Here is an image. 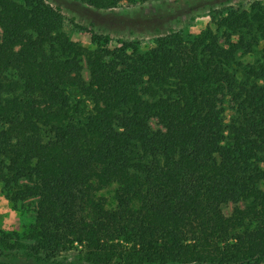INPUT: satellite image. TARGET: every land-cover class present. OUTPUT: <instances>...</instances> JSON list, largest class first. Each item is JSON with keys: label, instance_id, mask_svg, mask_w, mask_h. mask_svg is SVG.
<instances>
[{"label": "trees", "instance_id": "trees-1", "mask_svg": "<svg viewBox=\"0 0 264 264\" xmlns=\"http://www.w3.org/2000/svg\"><path fill=\"white\" fill-rule=\"evenodd\" d=\"M215 14L201 37L87 49L43 0H0V184L34 205L1 253L264 264V3Z\"/></svg>", "mask_w": 264, "mask_h": 264}, {"label": "rangeland", "instance_id": "rangeland-1", "mask_svg": "<svg viewBox=\"0 0 264 264\" xmlns=\"http://www.w3.org/2000/svg\"><path fill=\"white\" fill-rule=\"evenodd\" d=\"M60 11L64 18V31L69 39L84 48L92 49L91 38H107L110 50L120 47L123 41L137 43L141 50L150 47L153 40L169 32L183 33L188 37H201L211 25L215 12L226 13L229 8L248 10L255 2L264 0H136L111 9H95L80 0H43ZM87 71L84 77L87 78ZM264 191V182L260 184ZM231 206L225 212H230ZM34 205L11 204L0 184V231L24 235L33 223ZM27 241L11 251L1 253L0 264H86L78 251L61 253L54 261L43 263L28 256Z\"/></svg>", "mask_w": 264, "mask_h": 264}]
</instances>
